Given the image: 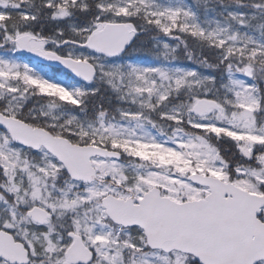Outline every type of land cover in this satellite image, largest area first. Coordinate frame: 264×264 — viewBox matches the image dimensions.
Segmentation results:
<instances>
[{
	"label": "snow or ice",
	"instance_id": "1",
	"mask_svg": "<svg viewBox=\"0 0 264 264\" xmlns=\"http://www.w3.org/2000/svg\"><path fill=\"white\" fill-rule=\"evenodd\" d=\"M0 264H264V0H0Z\"/></svg>",
	"mask_w": 264,
	"mask_h": 264
}]
</instances>
